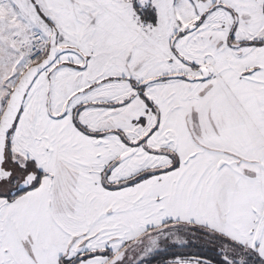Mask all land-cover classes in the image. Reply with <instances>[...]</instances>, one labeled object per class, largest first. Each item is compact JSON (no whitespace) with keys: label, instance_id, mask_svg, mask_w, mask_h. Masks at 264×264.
Listing matches in <instances>:
<instances>
[{"label":"snow or ice","instance_id":"1","mask_svg":"<svg viewBox=\"0 0 264 264\" xmlns=\"http://www.w3.org/2000/svg\"><path fill=\"white\" fill-rule=\"evenodd\" d=\"M0 264H264V0H0Z\"/></svg>","mask_w":264,"mask_h":264}]
</instances>
